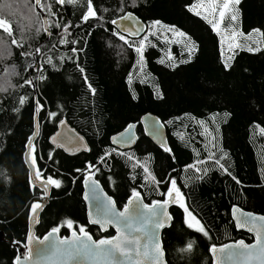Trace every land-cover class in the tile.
<instances>
[{"label":"trees","instance_id":"obj_1","mask_svg":"<svg viewBox=\"0 0 264 264\" xmlns=\"http://www.w3.org/2000/svg\"><path fill=\"white\" fill-rule=\"evenodd\" d=\"M197 1L92 0L97 18L82 22L88 0L63 6L40 0L39 13L33 0H26L33 17L0 0V16L12 29V35L0 31V264H14L12 245L24 244L31 206L42 201L23 162L37 100L43 108L32 165L39 179L61 182L58 188L51 185L37 238L53 227H60V238L80 227L94 241L113 237L112 231L101 234L85 221L81 181L92 172L118 209L133 190L147 205L163 201L176 181L181 201L168 210L172 223L160 237L166 264H211L210 248L239 240L251 244L250 236L235 230L229 212L238 207L264 216V0L236 5L240 35L256 34L259 50H238L225 62L213 26L188 10ZM126 13L148 28L139 39L126 38L128 43L111 26ZM65 25H71L68 33ZM162 28L172 34H162ZM141 40L142 64L135 51ZM22 96L27 100L21 106ZM50 112L57 116L51 118ZM150 113L167 130L170 152L145 138L138 121ZM60 119L83 136L87 154L67 157L49 146ZM130 124L136 125V146L114 150L110 137ZM210 154L224 157L221 164L228 171ZM180 202L203 231L186 225L188 214ZM68 220L71 229L64 226Z\"/></svg>","mask_w":264,"mask_h":264},{"label":"water","instance_id":"obj_2","mask_svg":"<svg viewBox=\"0 0 264 264\" xmlns=\"http://www.w3.org/2000/svg\"><path fill=\"white\" fill-rule=\"evenodd\" d=\"M33 4H35V0H33ZM38 6V5H37ZM35 7V10L38 9V7ZM39 13V10H37ZM128 14V13H126ZM124 14V15H126ZM123 15V16H124ZM41 19L43 20L42 25L43 29L47 31V26L45 24V15L41 14L40 15ZM122 17V16H121ZM118 21L117 24H113L111 22V26L113 29L119 33V35H124L126 38L134 40V39H139L141 38L146 32H147V26L140 20L138 19L135 14H131V17L129 19H115ZM140 25V31L138 33H135V28L133 27L136 24ZM135 33V34H133ZM35 112L33 114V132L31 137L28 139L25 149L23 153V162H25V168L27 170V175L28 181L31 187L33 188H38L43 194V199L40 202L41 208L37 209L36 212L28 216L27 218V231H26V241L24 244L16 243L13 244L12 246L15 248L17 256H21L22 253H28L29 248L33 249L32 254L30 255L29 259L27 261H24L23 264H109V262L104 261L102 259H95V258H88V257H75V258H67V257H60V256H53L52 254V249H51V241L46 242L45 244L41 245L39 243H36V241L41 240L46 236L49 232L44 234L41 238L36 237L35 229H37L38 224H39V218L40 215L42 214L41 212L43 211L46 202H48L49 196H50V189H52L51 185H47V192L45 193L43 185L47 183V181L43 180H38V174L35 173L33 163L30 162V151H32L31 147L35 143L36 139L40 137L39 135V123L37 120V115L38 113L36 111V108L34 109ZM140 121H138L139 126L141 127V130L144 132V136L146 139L150 141L156 148L163 150L164 147L169 146V143H167V130H165V127L159 122L160 120L156 118L155 116L150 114H144L140 118ZM60 121H64L63 124L60 123ZM58 121V124L56 125V129L54 133L48 137V143L49 146L54 148L55 150H60L63 152V154L67 157H74L79 154H87L89 152L90 147L86 143L85 139L83 138L82 135L78 134L75 129L71 128L67 122H65L64 119H60ZM132 125L131 131H127L129 126ZM125 129L120 131L116 135H112L109 139V144L114 147V149L118 151L125 152L126 150L129 151L133 149L136 146L137 142V134L135 132V127L136 125L130 124ZM158 130V132H157ZM154 132H157L156 135H153ZM125 138H131V142L127 144H121L119 143V139L121 137ZM55 139V142L53 141V138ZM30 141H31V147H30ZM92 181H95L93 178V174H88L85 176L83 179L81 185L83 186L82 188V193H81V198L83 205L85 207V217H86V222L87 224L91 225L92 227H95L101 234L104 232H107L109 229L113 232V237H116L118 235L115 226H110V225H101L99 223H90L91 219H95L99 212L100 209L103 205L104 202V197H109L104 191L101 185H98L96 195L99 197L98 199L93 198V191H92ZM132 196V195H131ZM111 198V197H109ZM131 197L130 199H132ZM140 202L142 204H145L142 201V196L139 195ZM128 199L125 203L128 204ZM113 201V199L111 198ZM169 203L165 205V209L168 214V218L165 219V222L162 227L160 228H153L151 225H149V234L152 237L151 240H145L144 243L148 244V249L147 251L149 252L148 256H141L136 258L132 264H166V259L164 258V252H163V246H161L160 242V237H162V232L166 229L169 228L170 224L172 223V220L169 216L168 210L172 208L174 203L177 201L175 198V194H172L167 197ZM164 200V201H165ZM163 201H161L162 203ZM124 205V206H125ZM152 205V204H151ZM149 205V206H151ZM124 206L121 208V210L117 209V211H123ZM230 218L232 219L233 226L236 231L246 233V235L250 236L252 239L251 244H247L251 249L254 250V253L258 249L259 245L261 243H264V219H261L264 216H260L258 214H252L245 212V210H240L238 207H232L229 212ZM241 218H248L250 220V223L247 226H241L240 225V219ZM72 232L71 231L67 238L72 237ZM78 235V234H77ZM82 237V234L78 235ZM32 238L31 240L29 238ZM92 237V236H91ZM66 238V237H64ZM83 238V237H82ZM54 239H63L56 234ZM93 239V238H92ZM3 241V236L0 232V242ZM94 241V240H93ZM241 241V240H239ZM237 241V242H239ZM237 242H231L226 245H233L236 244ZM153 243H158L159 244V253H155V250L153 249L152 245ZM223 246L219 247H212L209 249V257H211V264H264V257H261L258 254H253L251 256H244V257H237L233 256L232 259H228L227 256V251L224 253H221L219 249L223 248ZM214 249L216 251H214ZM233 252L239 251L238 249H233ZM16 257L14 259V264H16ZM122 264H129L128 261H123Z\"/></svg>","mask_w":264,"mask_h":264},{"label":"snow or ice","instance_id":"obj_3","mask_svg":"<svg viewBox=\"0 0 264 264\" xmlns=\"http://www.w3.org/2000/svg\"><path fill=\"white\" fill-rule=\"evenodd\" d=\"M30 2V0H29ZM54 3L60 4L63 6L64 4H74L76 0H53ZM240 3V0H223V3H217V0H209L208 7L204 8L203 5H193L189 7V11L193 12L197 16H201L202 12L200 11V8H204V12L211 11L213 14H216L218 12L219 17L221 21L225 17L226 13L230 10L232 11V15L230 19L234 22L237 19V16L235 14V10L231 8L232 4L238 5ZM40 4V0H35V4L32 5L33 8H35L37 5ZM51 14V13H50ZM131 17V13H128L121 17V19H129ZM91 18H97V13L94 8V5L92 3V0H88L87 3V11L82 17V22H88ZM205 19H207V15H204ZM113 24H117V20L112 21ZM158 23V22H157ZM210 23H212L210 21ZM45 24H47V21H45ZM71 25H65L64 26V32L68 33ZM135 28V33H138L140 31V25L137 23L133 26ZM217 24L213 23V29L216 30ZM0 29H2L4 32H8L9 35H12V29L10 22H7L6 20H0ZM258 31V30H257ZM133 33V34H135ZM119 35V33H117ZM181 36H183V33H180ZM119 38L121 40H124L125 43H128L126 40V37L124 35H119ZM74 42V41H73ZM13 43H16L15 40H13ZM61 44L68 43L67 39H61ZM132 45L129 44V47ZM143 46H144V40L140 41V46L135 48V51L139 54L140 57V63H143ZM239 46V45H237ZM195 50V46L193 45L192 49H190L189 55H191V52ZM251 50V49H250ZM39 52V49H37ZM75 51V49H74ZM169 60H171V56H169ZM50 62V61H49ZM160 63H164L163 60L160 61ZM225 67H229L227 63H225ZM83 71V69H81ZM44 77L41 76V79ZM26 85H32L33 81L27 80L25 81ZM90 91L95 94V89L89 85ZM0 91H3V87L0 86ZM27 100V97H21L20 98V105L22 106ZM43 108V105L40 104L39 100L36 101V111L37 113ZM19 110V109H17ZM225 117L228 115V113L224 114ZM49 116L51 118H55L57 116V113L50 112ZM61 124L64 123V121H60ZM132 125L129 126L127 131H131ZM262 132H264V129H261ZM158 132V130H157ZM157 132H154L153 135H156ZM55 137L53 138V141L55 142ZM121 144H127L131 142V138H125L121 137L118 141ZM30 147H31V141H30ZM166 152H170L171 150L167 147H164L163 149ZM33 164H35V153L33 150ZM107 155H111V153H106ZM103 159V158H101ZM130 159V158H129ZM209 159H213L215 164L219 165L222 169H224L225 172L228 171L227 168L223 164H221V160L224 159V157H220L219 159L215 158L214 154H210ZM147 171V169H145ZM235 179V177H233ZM239 183V181H237ZM47 185H52L55 187H60L61 182L51 176L47 177V183L43 185L45 193L47 192ZM98 185L96 181H92V191H93V198L98 199L99 197L96 195ZM175 192V198L179 202L181 201V193L178 188H176V181H171V186L168 188L167 195L171 196ZM132 199L128 201V204L124 206L123 211H117L115 203L111 200L109 197H104L103 205L100 209V212L98 216L95 219H91L90 223H99L102 226L103 225H110L115 226L116 231L118 235L116 237H112L109 239H100L98 241H93L92 237L85 231L84 227H80L79 232L82 234L81 236H78L75 231L72 232L71 238H63V239H54L56 234L60 231V227H53L51 231L44 236L43 239L36 241V243H39L41 245L45 244L48 241H51V249L53 256H60V257H67V258H75V257H88V258H95V259H102L104 261L109 262V264H122L123 261H128L129 264H132V262L141 256H148L149 252L148 244L144 243V241L151 240L152 237L149 234V225L153 228H160L163 226L165 219L168 218L167 211L165 209V205L169 203L168 200L163 201L162 203L159 201H153L152 205L149 206L147 204H142L140 202L139 193H137L135 190H133L132 193ZM181 208H184V211L188 214L190 219L193 223L199 225V221L196 220L194 216L191 215V213L188 211L187 207H185L183 202H180L179 205ZM41 208L40 203H33L31 206V212L34 214L37 209ZM261 219H264L262 217ZM193 223H189L188 227L192 228ZM250 223V220L248 218H241L240 219V225L241 226H247ZM66 227L71 229L73 227V222L71 220H68L65 222ZM200 231H203V227H199ZM207 235V233H204ZM32 239L31 237L29 238ZM153 249L155 250V253H159V244L153 243L152 245ZM188 248H191V244L188 245ZM233 249H238L239 251L233 252ZM214 251H216L214 249ZM221 253H224L227 251L228 259H232L233 256L237 257H244V256H251L253 254H258L261 257H264V243H261L254 253V250L251 249L247 244H245L243 241H239L236 244L233 245H225L223 248L219 249ZM33 249L29 248L28 253H22L21 256L16 257V264H23L24 261H27L32 254Z\"/></svg>","mask_w":264,"mask_h":264},{"label":"rangeland","instance_id":"obj_4","mask_svg":"<svg viewBox=\"0 0 264 264\" xmlns=\"http://www.w3.org/2000/svg\"><path fill=\"white\" fill-rule=\"evenodd\" d=\"M8 1L14 2L15 5H18V7H20L24 13L27 12V14L29 16L33 17L32 12H31L32 7H30L29 5L26 4V2H25L26 0H8ZM217 3H223V0H217ZM208 4H209V0H198L197 3L193 4V5H203L204 8H206V7H208ZM204 8H200V11L202 12L201 17L203 18L204 15H207V19H205V18H203V19L209 25L213 26V23L217 24V28H216V30L213 29V32L216 33L217 37L220 40V42H218L219 43V51L221 52V57H222L224 62L226 60H228L232 56V54H234L238 50H247V51L259 50L258 49L259 43L257 41L258 39L255 37L256 34L251 32V34L247 37H242L240 35L239 30H238L239 27L237 24V19L234 22L230 19L231 15H232L231 10L226 13L225 17L221 21L218 12L216 14H213L211 11H208L205 13ZM231 8L235 10V14H236V16H238L236 4H232ZM1 18H0V20H4L3 17H1ZM210 21L212 23H210ZM0 31L4 32L2 29H0ZM161 31H162V34H164L166 36H169V34L170 35L172 34V31L168 30L166 28H162ZM6 34H9V33L6 32ZM237 45H239V46H237ZM139 46H140V44H139ZM185 220H186L187 226L189 223H193L189 216H185ZM199 227H200L199 225L193 223V227H192L193 229L197 230V229H199ZM77 234L80 235L81 233L78 232Z\"/></svg>","mask_w":264,"mask_h":264},{"label":"flooded vegetation","instance_id":"obj_5","mask_svg":"<svg viewBox=\"0 0 264 264\" xmlns=\"http://www.w3.org/2000/svg\"><path fill=\"white\" fill-rule=\"evenodd\" d=\"M54 150H55V149H54ZM114 150H116V149H114ZM58 151H60V150H58ZM117 151H118V150H117ZM60 152H61V151H60ZM31 153H32V151H30V154H31ZM61 153H62V152H61ZM89 171H90V170H89ZM88 174L90 175V174H93V173H92V172H88ZM88 174L84 175V176H83V179H84L85 176H87ZM93 175H94V174H93ZM93 178H94V176H93ZM83 179H82V181H83ZM38 180H42V179H39V178H38ZM94 180H95V178H94ZM43 181H45V180H43ZM82 181H81V183H82ZM95 181H96V180H95ZM96 182H97V181H96ZM97 183H98V182H97ZM98 184H99V183H98ZM99 185H100V184H99ZM82 188H83V186H82ZM82 188H81V193H82ZM103 191H104V190H103ZM104 192H105V191H104ZM105 193H106V192H105ZM166 195H167V194H166ZM109 197H110V196H109ZM167 197L169 198L168 195L166 196V199H167ZM111 198H112V197H111ZM42 199H43V196H41V200H42ZM112 199H113V198H112ZM164 200H165V199H164ZM164 200H163V201H164ZM159 202H161V201H159ZM82 203H83V202H82ZM152 203H153V202H152ZM152 203H150L149 205H151ZM176 203H177V201L174 203V205H175ZM115 205H116V204H115ZM124 205H125V204H124ZM174 205H173V206H174ZM122 207H123V206H122ZM122 207H121V208H122ZM116 208H117V207H116ZM121 208H120L119 210H121ZM117 209H118V208H117ZM84 211H85V207H84ZM85 214H86V211H85ZM85 214H84V216H85ZM85 221H86V217H85ZM86 224H87V222H86ZM88 225H89V224H88ZM89 226H90V225H89ZM91 227H92V226H91ZM93 228H95V227H93ZM95 229H96V228H95ZM109 230H110V229H109ZM109 230H108V231H109ZM108 231H107V232H108ZM110 231H111V230H110ZM70 232H71V231H70ZM105 233H106V232H105ZM112 233H113V232H112ZM102 234H104V232H103ZM78 235H79V234H78ZM40 238H41V237H40Z\"/></svg>","mask_w":264,"mask_h":264}]
</instances>
